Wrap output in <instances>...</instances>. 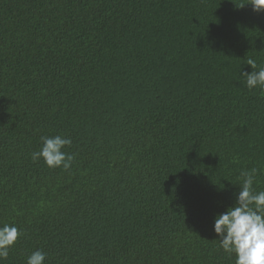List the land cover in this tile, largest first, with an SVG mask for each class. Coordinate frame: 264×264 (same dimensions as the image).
<instances>
[{
	"label": "trees",
	"instance_id": "obj_1",
	"mask_svg": "<svg viewBox=\"0 0 264 264\" xmlns=\"http://www.w3.org/2000/svg\"><path fill=\"white\" fill-rule=\"evenodd\" d=\"M249 57L251 0H0V227L23 233L2 264H235L215 216L242 170L264 191ZM55 135L68 171L31 159Z\"/></svg>",
	"mask_w": 264,
	"mask_h": 264
},
{
	"label": "clouds",
	"instance_id": "obj_2",
	"mask_svg": "<svg viewBox=\"0 0 264 264\" xmlns=\"http://www.w3.org/2000/svg\"><path fill=\"white\" fill-rule=\"evenodd\" d=\"M254 12L264 11V0H251ZM244 5L240 6L241 8ZM252 71L242 72L246 77L249 90L259 87L264 90V67L258 66L252 58L247 59ZM41 148L30 156L34 163L43 159L49 168L70 170L76 159L75 154L65 151L72 144L70 137L63 135L42 136ZM260 170L252 168L240 173V191L234 205L218 213L214 219V232L218 237L220 248L229 256L235 255V264H264V191H256V177ZM23 233L13 225L4 223L0 227V264L7 260L10 249ZM47 253L33 251L26 259V264H44Z\"/></svg>",
	"mask_w": 264,
	"mask_h": 264
}]
</instances>
